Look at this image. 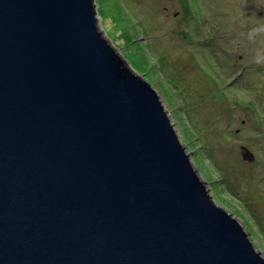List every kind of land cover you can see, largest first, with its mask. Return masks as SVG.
I'll return each mask as SVG.
<instances>
[{"label": "water", "instance_id": "obj_1", "mask_svg": "<svg viewBox=\"0 0 264 264\" xmlns=\"http://www.w3.org/2000/svg\"><path fill=\"white\" fill-rule=\"evenodd\" d=\"M97 15L0 0V264H264Z\"/></svg>", "mask_w": 264, "mask_h": 264}, {"label": "rangeland", "instance_id": "obj_2", "mask_svg": "<svg viewBox=\"0 0 264 264\" xmlns=\"http://www.w3.org/2000/svg\"><path fill=\"white\" fill-rule=\"evenodd\" d=\"M95 3L105 39L155 87L213 200L264 256V0Z\"/></svg>", "mask_w": 264, "mask_h": 264}, {"label": "bare ground", "instance_id": "obj_3", "mask_svg": "<svg viewBox=\"0 0 264 264\" xmlns=\"http://www.w3.org/2000/svg\"><path fill=\"white\" fill-rule=\"evenodd\" d=\"M217 2V1H216ZM221 4V3H220ZM219 15V14H218ZM219 44V43H218ZM218 46V45H217ZM264 79V78H263ZM254 82V81H253ZM264 82V81H263ZM247 84V83H246ZM246 86V85H245ZM260 87V86H259ZM258 88V87H257ZM261 88V87H260ZM250 93V92H249ZM261 94V93H260ZM258 97V96H257ZM260 97V96H259ZM261 103V102H260ZM261 106V105H259ZM261 110V109H260Z\"/></svg>", "mask_w": 264, "mask_h": 264}]
</instances>
